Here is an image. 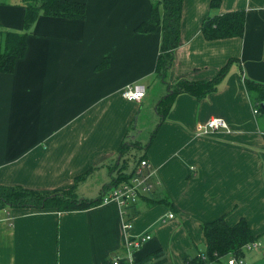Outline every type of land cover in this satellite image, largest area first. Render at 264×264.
Here are the masks:
<instances>
[{"label":"crops","instance_id":"0c3cea01","mask_svg":"<svg viewBox=\"0 0 264 264\" xmlns=\"http://www.w3.org/2000/svg\"><path fill=\"white\" fill-rule=\"evenodd\" d=\"M70 1L85 5L84 19L39 17L24 56L12 73L0 74V185L38 192L74 186L78 198L100 197L116 176L110 169L119 164L121 144L136 139L142 111L179 79L207 81L233 63L204 99L178 95L138 156L153 169L155 193L174 210L139 202L124 233L115 201L62 213L2 209L0 264H113L115 258L130 264L126 240L146 233L151 238L133 251V261L161 250L162 264H183L184 256L204 255L201 225L224 215L228 225L244 219L256 237L258 248L245 252L244 263L264 264V131L244 88V79L264 85V0H222L216 10L210 0H182L180 43L164 81L155 74L160 29L136 31L149 18L151 0ZM233 11L245 15L243 35L205 40L203 20ZM23 13L19 0H0V31L22 30ZM128 84L143 86L140 102L122 98ZM212 118L228 130L198 136L196 128Z\"/></svg>","mask_w":264,"mask_h":264},{"label":"trees","instance_id":"16d2710c","mask_svg":"<svg viewBox=\"0 0 264 264\" xmlns=\"http://www.w3.org/2000/svg\"><path fill=\"white\" fill-rule=\"evenodd\" d=\"M221 1L210 0L211 9H218ZM19 3L24 12L22 30L0 31V38L2 39V43H0V74L12 73L15 62L24 56L28 32L39 17L82 20L86 14V8L83 3L70 0H19ZM181 9L182 0H151L148 20L136 27V31L139 33H152L160 29L161 44L160 53L155 64V74L162 81H164L166 72L171 67L175 49L180 43L179 24ZM244 22L245 15L242 11L212 15L203 20L201 32L207 41L241 37L244 31ZM231 63H233V60H229L210 80L192 82L186 79H179L172 86H167L166 94L160 99L155 108L160 122L162 123L166 119L178 95L187 94L196 100H201L208 94L215 92L217 85L227 75ZM244 88L252 108L256 110L255 116L259 127L261 131H264V124L260 122V120L264 121V109L260 106L261 103H264V85L244 79ZM155 133L156 130L151 134L150 141L144 147L136 139H127L121 144L118 150L119 164H115L110 169V172L112 174L116 173V176L103 187L102 192L106 188L115 187L132 178L134 168L130 173L125 172L132 151L134 149L147 150ZM144 159L145 156L141 155L135 161V165ZM85 176L86 174L76 178L74 184L76 185L83 180ZM154 188L148 194L140 195L138 200L144 205V208L163 204L170 210H174L173 203L166 195L161 196L159 193H155ZM101 198L102 193L100 197L93 200L78 198L74 186L67 190L38 192L20 186L0 185V210L17 208L32 210L53 209L59 213L80 211L98 206L101 203ZM135 207L136 204L123 208L125 221L130 222L133 217L139 214V211L129 213V210L135 209ZM201 231L205 239L204 255L200 257L184 256L182 259L183 264H205L224 256L243 260L246 255L244 247L256 242V237L244 219H240L233 225H228L225 221V215L211 222L203 223ZM164 261L163 252L158 250L135 260L134 264H162Z\"/></svg>","mask_w":264,"mask_h":264},{"label":"built area","instance_id":"2783aa9c","mask_svg":"<svg viewBox=\"0 0 264 264\" xmlns=\"http://www.w3.org/2000/svg\"><path fill=\"white\" fill-rule=\"evenodd\" d=\"M123 99L129 102H140L145 96V89L143 86L136 84H128L121 91ZM253 114H256V110L253 109ZM226 129L228 127L226 123L219 118H212L208 120L204 125L198 126L195 133L198 136H208L211 133L219 130ZM153 169L149 162L144 159L139 161L134 167V175L127 182H122L119 185L108 188L102 192V198L100 204H106L110 201H115L121 207V215L123 218L122 231L128 232L130 229V222L124 220L123 208L129 205H137L139 203V197L142 194H148L153 190L155 184L153 182ZM173 215L169 214L168 218H172ZM150 239L149 234H142L134 239H127L124 245L126 260L130 264H134L131 259L133 251H135L144 242ZM258 248L257 242H253L244 247V250L249 251ZM119 258H115L113 264H118ZM227 264H245L243 260H237L234 257H230Z\"/></svg>","mask_w":264,"mask_h":264},{"label":"rangeland","instance_id":"374dc122","mask_svg":"<svg viewBox=\"0 0 264 264\" xmlns=\"http://www.w3.org/2000/svg\"><path fill=\"white\" fill-rule=\"evenodd\" d=\"M153 92H156V89H153ZM143 102H148V98L145 99ZM155 106L156 105L150 106V110L148 111H145V110L142 111V114L139 118V124L137 125V128L133 134L136 136V140L141 144H143V142L147 144L150 141L151 134L153 133V129H155L156 127L155 125H157L160 122V119L155 112ZM142 127H143V130L141 131ZM141 150L142 149H134L132 151L129 161L127 163L128 166L125 172L129 171L130 166L133 164V162L138 160V156L140 155Z\"/></svg>","mask_w":264,"mask_h":264},{"label":"water","instance_id":"95a60500","mask_svg":"<svg viewBox=\"0 0 264 264\" xmlns=\"http://www.w3.org/2000/svg\"><path fill=\"white\" fill-rule=\"evenodd\" d=\"M260 106L264 109V103H261ZM132 138H134V137H132Z\"/></svg>","mask_w":264,"mask_h":264}]
</instances>
